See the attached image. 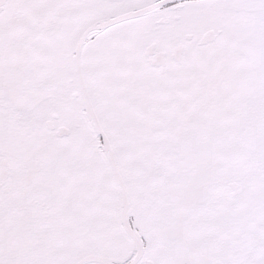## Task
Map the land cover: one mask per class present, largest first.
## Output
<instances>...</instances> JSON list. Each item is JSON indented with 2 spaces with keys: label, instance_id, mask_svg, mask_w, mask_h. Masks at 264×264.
Segmentation results:
<instances>
[{
  "label": "snow or ice",
  "instance_id": "6c2138e0",
  "mask_svg": "<svg viewBox=\"0 0 264 264\" xmlns=\"http://www.w3.org/2000/svg\"><path fill=\"white\" fill-rule=\"evenodd\" d=\"M0 264H264V0H0Z\"/></svg>",
  "mask_w": 264,
  "mask_h": 264
}]
</instances>
